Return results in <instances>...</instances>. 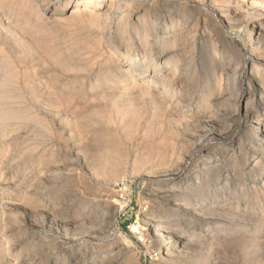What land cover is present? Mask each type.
<instances>
[{"label":"rangeland","instance_id":"1","mask_svg":"<svg viewBox=\"0 0 264 264\" xmlns=\"http://www.w3.org/2000/svg\"><path fill=\"white\" fill-rule=\"evenodd\" d=\"M1 1L0 12L6 17L0 18V29L5 31L10 25L13 33L10 41L0 39V76H12L9 90L1 96L8 98L5 109L19 113L20 120L13 122V132L8 137L0 139V229L11 226L19 232L15 238L17 246H10L11 257L3 259L2 255L0 263L17 264L19 256L28 254L42 262L49 254L58 257L68 250L74 257L71 264L81 261L85 253L84 264H93L94 258L96 264H173L164 259V247L152 235L143 242L144 238L131 232L150 216L172 224L178 218L180 234L194 228L208 231L202 245L185 249V264H264V228L259 224L212 216L207 218L212 222L207 225L206 219L175 209L169 211L172 204L167 197L185 201L189 196L194 204L201 195L208 200L215 192L218 173L212 174L211 187L201 195L189 184L191 191H176L161 187L158 181L157 175L169 170L166 166L171 158L184 160L199 142L227 138V133L204 116L197 121L199 130H194L193 125L171 122V111L154 109L148 95L138 96L130 112L117 113L110 100L102 98V88H93L104 75L105 65L110 67L112 58L118 56L116 25L108 31L103 26L98 28L90 16L78 13L83 7L76 8L78 3L73 1ZM107 5V0H103L94 14L103 12ZM243 25L237 24L225 34L231 45H238L248 57L256 46L251 47L239 33ZM197 51L200 53L201 48ZM196 59L200 87L207 92L209 64L206 60L201 63L199 54ZM121 68L126 71L128 66L123 64ZM218 111L224 113L232 130L236 125L235 112L225 107ZM32 116L48 124L50 133L44 143L39 141L44 130L34 128ZM239 135L246 147L242 162L252 161L250 143L254 136L262 139V134L257 125L249 123L241 126ZM166 149L171 157L163 160L160 153ZM259 155L264 174V156ZM232 159L226 160L220 181L231 171L227 166H231ZM245 185L250 187V179L240 177L234 187L241 190ZM250 196L256 212L264 215V196ZM231 199L233 206L242 207L246 202L241 196ZM46 204H66L70 211L62 219ZM85 205H94L100 217L92 222L74 220V214ZM246 233L255 235L257 240H244ZM235 235L239 236L229 247L213 251L212 255L205 249L214 237ZM253 245L255 251L251 249ZM120 250L118 260H103V255Z\"/></svg>","mask_w":264,"mask_h":264},{"label":"bare ground","instance_id":"2","mask_svg":"<svg viewBox=\"0 0 264 264\" xmlns=\"http://www.w3.org/2000/svg\"><path fill=\"white\" fill-rule=\"evenodd\" d=\"M67 1H73L74 4L77 2L76 8L82 6L83 10H77L78 13L90 16L95 23H98V28L103 26L108 31L116 25L120 39L118 56L112 58L108 55L113 63L109 65L110 67L105 65L104 75L97 80L98 83L93 85V88H96L95 90L102 88L100 90L101 94L103 93L102 98L110 100L117 113L130 112L138 96L148 95L154 109L171 111L172 119L169 116L171 122L193 125L194 130H199L197 121L204 116L228 135L227 138L216 137L199 142L195 145V151L190 152L191 154L184 160L171 158L172 161L168 163L171 160L167 161L168 157H171L169 156L171 152L168 153V149L159 152L163 160L168 158L166 167L169 169L157 175L161 187H171L176 191H191L192 188H187L189 184L190 187L195 186L194 191L201 195L211 187L214 178L212 174L218 173L219 181L216 189L214 188L215 192L208 200H203L201 195L196 198L197 203L194 204L189 196L185 201L167 197L166 200L172 204V209L169 211L175 209L178 212L182 211L206 219L207 225L212 223L207 218L214 216L219 220L228 218L251 221L264 228V215L257 213L254 204L250 203V195L264 196V174L257 156L259 154L260 157L264 156V0H107V7L99 14H94V11L99 9L103 0ZM2 14L0 12V18L4 17ZM90 18L87 17L88 20ZM101 20L105 21L104 24ZM237 24H244L239 33L243 34L251 47L256 46L248 57L238 45H231L225 34ZM9 27L10 25L5 31L0 29L1 40L13 39ZM199 47L200 53L197 51ZM2 52L0 58L3 56ZM197 54L201 63L206 60L209 64L208 77L210 76L211 79L207 83V92L200 87L201 73L196 61ZM123 64L128 66L126 71L121 68ZM11 80L12 76L8 77L6 74L0 76V139L8 137L13 132L12 127L19 119V113L5 109V101L8 98L1 96L9 90ZM221 107L235 112L233 118L236 120V125L232 130V125L227 124L224 119V113L218 111ZM31 122L34 128L44 130L39 134V141L44 143L50 133L46 128L48 124L36 116H32ZM249 123L257 125L262 139L254 136L249 146V150L254 152V159L252 161L246 159L243 163L242 155L246 147L242 142V136L239 135V129ZM217 148L220 150L216 152ZM213 152H216L214 156L211 155ZM229 158H233L231 166H227L231 171L226 172L220 181L223 176L220 171L227 165L225 162ZM195 169V173L190 175ZM240 177L249 178L250 187L245 185L241 190L238 186L234 187L239 184ZM239 196L246 200L244 206H233L231 198ZM46 207H52L51 212L62 219L70 211V207L66 204H46ZM261 209H264V203ZM98 216L100 217V211L94 205H85L80 207L73 219L92 222ZM177 220L178 218L176 223L172 224L167 220H153L148 216L144 225L141 223L137 225V231L138 236L144 238L143 242L146 236L152 235L157 243L164 247L163 255L168 263L185 264V249L202 245L208 231L194 228L189 233L180 234ZM18 233L11 226L0 229V238L3 241L0 257L3 255V259L11 257L10 246H17L18 242L15 238ZM239 235L223 236L218 239L214 237L205 249L212 255L213 251L229 247L232 240ZM243 239L251 242L257 240L256 236L250 233L244 234ZM254 247L255 245L251 246L252 251H255ZM62 253L64 254L58 257L55 253L49 254L46 261L42 262H39L37 257L32 259L29 254L24 258L19 254L21 256L16 262L17 264H71L73 255L68 250ZM33 254L36 256V253ZM87 254L85 253L81 261L76 264H84ZM121 255V250L117 253L111 251L103 255V260L106 258L118 260ZM92 262L96 264L95 258ZM101 264L107 263L104 261Z\"/></svg>","mask_w":264,"mask_h":264},{"label":"built area","instance_id":"3","mask_svg":"<svg viewBox=\"0 0 264 264\" xmlns=\"http://www.w3.org/2000/svg\"><path fill=\"white\" fill-rule=\"evenodd\" d=\"M131 232H132L133 234H138L137 228H134L133 230H131Z\"/></svg>","mask_w":264,"mask_h":264}]
</instances>
